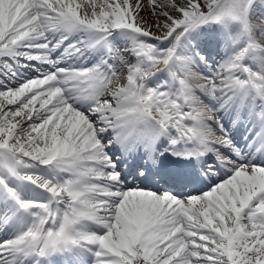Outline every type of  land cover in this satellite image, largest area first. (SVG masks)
Wrapping results in <instances>:
<instances>
[{"label":"snow or ice","instance_id":"1","mask_svg":"<svg viewBox=\"0 0 264 264\" xmlns=\"http://www.w3.org/2000/svg\"><path fill=\"white\" fill-rule=\"evenodd\" d=\"M86 2L0 0V264H264V0Z\"/></svg>","mask_w":264,"mask_h":264},{"label":"bare ground","instance_id":"2","mask_svg":"<svg viewBox=\"0 0 264 264\" xmlns=\"http://www.w3.org/2000/svg\"><path fill=\"white\" fill-rule=\"evenodd\" d=\"M76 3H80L84 8H85V6H87V2H86V0H76ZM207 32H211L212 31V29H208V30H206ZM207 38V37H206ZM208 47H210V50H215L216 51V49H215V46L214 45H209ZM216 59H218V57L216 58Z\"/></svg>","mask_w":264,"mask_h":264},{"label":"rangeland","instance_id":"3","mask_svg":"<svg viewBox=\"0 0 264 264\" xmlns=\"http://www.w3.org/2000/svg\"><path fill=\"white\" fill-rule=\"evenodd\" d=\"M85 8H87V6H85ZM206 39H207V38H206ZM207 51H212V50H210V47L207 46ZM207 51H206V52H207ZM214 54H216V53H210V55L212 56V58H214ZM210 62H211V61H210Z\"/></svg>","mask_w":264,"mask_h":264}]
</instances>
